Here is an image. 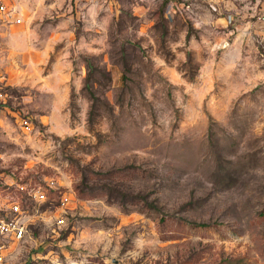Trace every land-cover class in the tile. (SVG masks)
Listing matches in <instances>:
<instances>
[{"label": "rangeland", "instance_id": "374dc122", "mask_svg": "<svg viewBox=\"0 0 264 264\" xmlns=\"http://www.w3.org/2000/svg\"><path fill=\"white\" fill-rule=\"evenodd\" d=\"M10 1L6 264H264V0Z\"/></svg>", "mask_w": 264, "mask_h": 264}, {"label": "built area", "instance_id": "2783aa9c", "mask_svg": "<svg viewBox=\"0 0 264 264\" xmlns=\"http://www.w3.org/2000/svg\"><path fill=\"white\" fill-rule=\"evenodd\" d=\"M0 14L14 23H20V18L15 11L9 8L4 0H0ZM264 24V13L260 17ZM23 125L28 126L25 120ZM20 190L25 192L28 200L43 203L46 201V195L43 191L35 188L27 190L26 186L21 185ZM26 211L22 208L19 200L12 201L9 205L0 208V264H6V248L9 242H18L25 238L27 234Z\"/></svg>", "mask_w": 264, "mask_h": 264}, {"label": "crops", "instance_id": "0c3cea01", "mask_svg": "<svg viewBox=\"0 0 264 264\" xmlns=\"http://www.w3.org/2000/svg\"><path fill=\"white\" fill-rule=\"evenodd\" d=\"M5 4L13 9L16 13V15L19 17V14H22L21 12H19V10L21 9H16L15 7L11 6V1L10 0H4ZM20 18V17H19ZM0 19L5 23L6 27H9V29H11L13 27V25L15 24L12 20L7 19L4 15L0 14Z\"/></svg>", "mask_w": 264, "mask_h": 264}]
</instances>
